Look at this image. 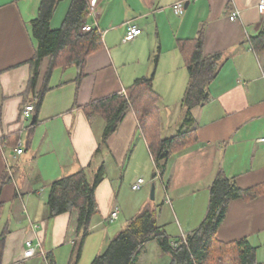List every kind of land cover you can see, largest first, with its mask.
Instances as JSON below:
<instances>
[{
    "label": "crops",
    "instance_id": "0c3cea01",
    "mask_svg": "<svg viewBox=\"0 0 264 264\" xmlns=\"http://www.w3.org/2000/svg\"><path fill=\"white\" fill-rule=\"evenodd\" d=\"M261 1L96 0L82 28L91 25L100 40L82 68L69 53L54 61L45 57L31 87L37 42L30 24L41 0H0V264H73L79 212L49 218L48 187L84 168L92 180L104 165L105 177L96 190L99 214L77 262L91 264L119 234L115 236L111 225L110 238L105 227L113 211L119 210L118 218L123 213L109 172L123 177L132 190L142 178L136 168L147 162L149 169L155 164L151 178L160 182V196L156 200L155 188V199H143L130 219L151 209L169 237L188 236L206 217L209 188L223 172L256 195L231 201L217 239H247L255 248L256 263L264 264V144L259 143L264 135V42L256 40L264 34ZM178 2H184L182 15L172 8ZM70 3H59L52 29L61 28ZM235 10L241 15L231 21ZM128 23L141 33L126 39ZM82 28L80 33L87 34ZM200 34L205 56L220 55L221 69L208 87L209 101L191 112L193 126L185 127L193 131L188 145L175 150L161 171L145 131L159 138L178 133L187 115L182 105L189 84L186 57ZM138 79H152L159 97L156 113L142 128L131 107L101 145L105 121L100 115L89 118L86 107L93 100L123 94ZM40 96L34 124L25 122L24 107ZM18 147L21 155L16 154ZM26 240L40 243L47 258H25ZM151 251L170 264L159 245Z\"/></svg>",
    "mask_w": 264,
    "mask_h": 264
},
{
    "label": "trees",
    "instance_id": "16d2710c",
    "mask_svg": "<svg viewBox=\"0 0 264 264\" xmlns=\"http://www.w3.org/2000/svg\"><path fill=\"white\" fill-rule=\"evenodd\" d=\"M63 0H41L38 16L31 21L30 28L37 42L34 59V71L31 87L36 83L38 67L45 57L53 61L64 53L77 61L82 68L86 57L99 43L96 30L85 35L80 33L89 13L92 0H71L63 25L59 29L51 28V20ZM264 42V34L258 39ZM193 48L186 57V68L189 73V84L183 96L182 105L187 109L185 123L191 122L193 109L203 106L209 101L208 87L217 78L221 69V56H205L203 37L200 34L192 40ZM181 49L185 47L181 44ZM159 97L153 89L152 79H138L128 87L124 94H113L100 100H93L87 107L89 118L100 115L105 121L103 132L104 145L123 121L127 111L133 107L138 112L141 127L144 128V116L152 114L151 104L158 105ZM42 103V96L34 102L35 114ZM157 110V109H156ZM156 113V112H155ZM193 131L181 130L177 134L159 138L145 131L154 161L161 171L165 163L174 153L188 145ZM98 151H100V147ZM91 180L87 169L59 178L50 183L48 196L49 218L62 214L79 212L77 235L80 237L74 245L73 264H77L81 256L84 238L90 233L93 218L99 214L96 190L104 179V165L98 169ZM210 200L207 214L201 224L188 236L172 239L161 227L155 212L144 209L129 220L125 229L114 237L104 251L98 254L91 264H136L143 247L151 240H157L161 250L170 256V264H257L255 248L247 239L232 243H222L217 239V231L223 223L231 201L243 198L254 190L240 189L236 183L223 172H219L209 188ZM0 188V210L2 207ZM178 243L177 247L171 245Z\"/></svg>",
    "mask_w": 264,
    "mask_h": 264
},
{
    "label": "rangeland",
    "instance_id": "374dc122",
    "mask_svg": "<svg viewBox=\"0 0 264 264\" xmlns=\"http://www.w3.org/2000/svg\"><path fill=\"white\" fill-rule=\"evenodd\" d=\"M159 106L156 105L155 103L151 104L150 106V109L152 111V114L149 115V116H144V122H146L148 119L152 118L156 112V109L157 107ZM186 119V117H185ZM185 119L183 121V123L180 125V128L177 130V132H179V130H186L185 127L187 125V123H185ZM191 122H192V116H191ZM191 122L189 123L190 126H193V124L191 125ZM160 124H162L160 122ZM143 162L145 163V161L143 160ZM151 162V161H150ZM151 164V168L149 169V167L147 164H141L140 166H138V168H136V176H138L140 174V176L145 180V184L143 185V188L141 191H138V192H134L131 190L130 188V183L129 182H126L125 179L123 177H118L117 175L113 176L114 173H112V171L109 172V175H108V179L112 182V185L113 187H115V194H118V204L120 206V208H122V215L120 216V218H118L119 220L118 221H115L113 223H110V224H106V228L108 229L107 230V233H108V236H110V238L113 235L110 234V228L112 227L111 225H113L114 229L117 230V233L115 234V236L118 234V232H120V229L121 226H124V224L126 223V221L130 220V218L132 216H134V214H137L139 211H140V208H141V203L143 201V199L145 200L146 198L150 199V192H151V185L152 183L154 182L156 184L157 187L156 188V200L159 198L160 196V182H158L156 180L155 181H152V175L154 173L153 169L155 168L154 167V163H150ZM98 172V170L96 171ZM95 175L97 173H94ZM108 174V173H107ZM125 174V172H124ZM94 175V177H95ZM93 177V178H94ZM105 177V175H104ZM127 180V178H126ZM103 181V180H102ZM101 184V183H100ZM99 184V185H100ZM119 230V231H118ZM157 241V240H156ZM152 246H155V245H159L158 242L153 245V244H150ZM152 246H149L150 248H148V246L146 248H144L142 250V253H141V256L139 257L138 261L136 264H166V260L165 259H160L158 257V255H155V252L154 251H151V248ZM148 248V250H147Z\"/></svg>",
    "mask_w": 264,
    "mask_h": 264
},
{
    "label": "built area",
    "instance_id": "2783aa9c",
    "mask_svg": "<svg viewBox=\"0 0 264 264\" xmlns=\"http://www.w3.org/2000/svg\"><path fill=\"white\" fill-rule=\"evenodd\" d=\"M96 0H92L91 5L94 6L95 5ZM93 8V7H92ZM175 14L177 15H182L184 13V2H178L175 3L172 6ZM258 11L261 15H264V0H262L259 4H258ZM241 13L238 10H235L232 12V14L230 15V20L231 21H235L240 17ZM82 30L84 32H90L93 30V27L91 25H85ZM141 33V29L138 28L136 25H134L133 23H128L127 24V32H126V39H131L132 37H135L137 35H139ZM125 95V92L123 93ZM35 111V107L34 104H28L24 107L23 111H22V119L29 123L32 121L33 118V113ZM259 143L264 144V135L259 139ZM23 153V149L22 147H18L16 149V154L17 155H21ZM145 184V180L143 178H138L136 180V182L132 185V190L133 191H140L143 188V185ZM119 217V210L116 209L115 211H113L109 217H108V223H113L115 222ZM185 240V237L183 238ZM171 245L173 247H177L178 243L172 242ZM25 252H24V257L25 258H29V257H33L37 254H39L40 256L47 258L46 253L42 250L41 244L37 243L35 244L33 241L31 240H26L25 241Z\"/></svg>",
    "mask_w": 264,
    "mask_h": 264
},
{
    "label": "water",
    "instance_id": "95a60500",
    "mask_svg": "<svg viewBox=\"0 0 264 264\" xmlns=\"http://www.w3.org/2000/svg\"><path fill=\"white\" fill-rule=\"evenodd\" d=\"M34 122H35V117L32 118V122L31 123L34 124ZM154 176H156V174H154ZM150 197H151L152 200L155 199V184H152V186H151Z\"/></svg>",
    "mask_w": 264,
    "mask_h": 264
}]
</instances>
